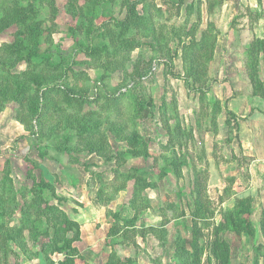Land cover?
I'll use <instances>...</instances> for the list:
<instances>
[{"label": "rangeland", "instance_id": "1", "mask_svg": "<svg viewBox=\"0 0 264 264\" xmlns=\"http://www.w3.org/2000/svg\"><path fill=\"white\" fill-rule=\"evenodd\" d=\"M124 1L135 0H115L114 4L94 6V24L100 28L93 35L87 37L88 34L80 33L79 37L83 42L90 39L91 45L100 51L109 44L103 34L123 40L130 38L139 48L131 52L127 68L121 66L104 81V68L100 65L106 62L105 57L95 63L99 67L81 63L80 66L90 77L91 95L95 91L106 92L102 85L107 84L109 90H118L115 94L119 96L126 85L136 82L133 64L138 61L140 71L150 72L138 87L120 96L129 122L137 99H152L153 106L147 104L151 110L149 115L133 116L134 122L129 123L130 133L145 142L150 155L139 159L129 156L126 165L120 168L116 159L105 162L88 150L78 151L79 143L69 124L64 123L56 133L61 137L59 145L56 135L49 140L32 141L30 133L16 118L19 104L10 103L0 112V181L5 176L4 164L9 160L7 170H11L17 190L28 188L27 199L33 200L27 217L37 219L40 224L37 232L27 229L24 234L34 256H23L14 242L9 243L12 250L10 254L8 249L9 264H43L42 256L31 262L42 249L47 250L49 264L70 261L73 264H223L222 258L227 255L230 264H255L257 258L259 264H264V257L258 251L264 246V151L261 149L264 97L255 92L246 55L251 45L259 38L264 39V19L255 18V13H263L264 4L260 6L258 0H224L214 14H209L207 0H148L152 8H162V14L152 16V25L148 20L140 22L132 17L131 27L122 30L110 21L125 20ZM91 3L92 0H0V29L2 18L10 23V27L0 31V58L10 59L8 66L0 65V81L1 76L8 74L15 81L16 75L27 70L26 63L1 50L14 41L18 29L10 19L28 18L30 25L46 20L47 27L53 26L49 34L40 37L38 51H44L43 57L59 63L61 52L69 54L75 48V35L70 32V26L78 21L79 9L91 8ZM137 8L142 16L143 5ZM188 20L190 26L186 24ZM195 24L200 30L194 37V52L198 53L203 45L201 35L210 24L215 25L213 32L218 33V39L212 60L206 63L200 60V66L194 71L196 79L191 77L187 81L184 80L189 65L186 48L191 41L181 35ZM171 30L180 32L179 39L174 38ZM151 31L161 41L148 38ZM120 52L123 62L117 61L119 64L112 68L123 65L127 56L124 45ZM104 55L101 51V56ZM263 55L260 54L263 70L260 79L264 83ZM75 59L90 61L91 57L82 54ZM189 60L192 64L193 60ZM132 102L135 103L130 106ZM90 110L85 107L86 112ZM229 112L233 113L230 124L227 123ZM60 120L61 117L57 123ZM235 124L239 125L238 129ZM48 128L46 132L51 126ZM106 135L114 156L122 147L127 148L126 143L117 142L112 134ZM30 171L37 178L34 175L35 178H27ZM130 176L126 189L112 197L114 187ZM42 178L54 184L58 195L43 192V200L36 203L35 191ZM9 195L6 194V208L13 213L5 219L0 217V223L9 222L17 229L21 199ZM240 200H249L252 207L248 234L237 229L235 219L231 218L236 215L235 206ZM46 202L57 208L54 215L61 212L70 222L80 224V238L73 243L76 257L71 251L66 258L53 253L55 246L58 250L70 248L63 242L44 248L51 239L65 237L61 227L50 230L48 237L43 235L48 224L40 205ZM54 221L60 222L57 218ZM68 236L71 239L73 235ZM187 240L189 243L185 245L183 242ZM179 246L186 253L179 249L177 257Z\"/></svg>", "mask_w": 264, "mask_h": 264}, {"label": "trees", "instance_id": "2", "mask_svg": "<svg viewBox=\"0 0 264 264\" xmlns=\"http://www.w3.org/2000/svg\"><path fill=\"white\" fill-rule=\"evenodd\" d=\"M224 0H207V11L209 14H214L216 9L222 6ZM260 6L264 4V0H258ZM101 4L111 3L114 4L115 0H92L91 8L81 7L79 9V13L77 14V22L75 25L70 26V32L75 35L74 44L75 48L69 54L66 52H61L59 63H56L53 58L48 56L43 57L41 55L44 51H38V47H41L40 37L49 34L52 29L51 26H48V23L37 22L31 23L30 25L28 18H20L12 21L9 20L11 24H17L18 29L14 34V41L10 44H5L1 47L5 53L10 56H16L17 60L22 61L27 64V70L21 72L20 74L15 76V81L10 78V74L7 76L3 75L2 81H0V112L4 111L6 107L13 102L19 104V108L17 110V120L25 127L26 131L30 133V139L32 141L36 138L41 141L49 140L52 137H57V144L60 142L61 137L57 135V131L69 124V129L72 131V135L76 137L78 151L88 150V153L91 155H96L99 158L105 160V162H110L112 159H116L115 163L118 167H123L126 165L128 157L131 156L135 159H139L142 156L150 155L147 151L146 144L143 142L140 137L135 133H130L131 123L135 117L144 118L147 117L150 113V109L147 107L153 106L152 99L149 101L146 98L137 99V102H132L130 106L135 103L132 109H134V114L132 116V121L129 122V118H127V113L124 112L123 108V99L120 98L125 91H129V89L134 90L138 87L139 84L142 83L143 80H146V77L150 74V72L144 73L139 70L140 62H136L133 64L134 72L136 75V82L133 84L126 85L120 92L119 96L115 93L118 90H109V85H102L106 92H96L92 93V88L90 87L89 81L90 77L83 70L81 64L91 65L92 67H99L96 65V62H99L100 59L105 57L104 64V73L102 79L105 81L114 73H116L119 69L127 68L128 62L131 60V52L139 48L138 44H135L133 40H123L121 37H111L112 35L103 34V36L107 37L109 40V44H106L101 51L105 54L101 56V51L99 47H94L91 45L90 39H86L83 42L79 34L83 33V35L90 36L93 35L95 31H97L100 26L98 24H94L95 16L93 14V7L99 6ZM142 4L144 7L143 15L138 11V5ZM126 7V15L125 20L122 22H115L116 27H120L122 30L129 29V20L132 17H135V20H148V23L152 25V16L157 13H161L164 11L162 8H152V4L148 2V0H135V1H124L122 4V8ZM123 10H121L122 12ZM262 14L256 15V20L263 18L264 19V10ZM93 14V17H91ZM193 16V14H189ZM189 19V16H188ZM2 27L0 31L10 27V23L6 22L5 17L1 19ZM51 22V21H50ZM189 20L187 21V25L190 26ZM38 24V25H37ZM185 24V25H186ZM213 24L209 25V29L207 31H203L201 35V48H198V53L194 52L192 49L196 46L195 36L196 33L200 30L199 25H192L190 28L187 27V32L181 35V38L187 36L190 39L191 43L186 48L187 52V73L186 78L184 80H189L191 77L196 79L195 70L196 67L200 66V60H204L205 63L211 61L214 55V48L217 44L218 33L215 34ZM51 27V28H50ZM75 27V28H74ZM125 27V28H123ZM171 33L174 34L175 39H179L180 32L175 30H171ZM123 34H121L122 36ZM148 38H152L155 41H161L160 39H156L154 32H149L147 35ZM113 50L111 49V46ZM124 45L127 49V56L124 59L123 65L120 64V67L112 68V65L119 64L117 61H122V53L120 52V48ZM76 49V50H75ZM202 51H206L202 54ZM86 53V54H84ZM264 54V39H258L250 48L247 50V68L249 71V77L251 79L252 84L255 87V92L261 94L264 97V83L261 78L262 69H261V59L260 54ZM86 55L90 56L91 60L87 59L79 62L75 59L78 55ZM120 57L121 59H117ZM192 59L193 62L191 64L189 59ZM40 61L37 63V61ZM130 60V61H129ZM127 61V62H126ZM199 62V63H197ZM264 62V55H263ZM81 63V64H80ZM197 63V64H196ZM10 64V59L7 58L4 60L1 56L0 65L8 66ZM59 72V74H58ZM33 84L36 86L34 89ZM95 88V87H94ZM119 89V88H118ZM104 90V89H103ZM120 90V89H119ZM131 91V90H130ZM106 101H102V99ZM140 100V101H138ZM85 107L87 109H91L86 112ZM69 109H72L69 112ZM220 109V108H219ZM229 119L227 123H232L230 116H233L232 112H229ZM61 117V120L57 123L58 119ZM68 120L71 121L68 123ZM51 121H54L55 124H51ZM75 122V123H74ZM134 122V121H133ZM51 126V130L46 132V129ZM133 126V125H132ZM237 129L239 128L238 124L234 125ZM104 127V129H102ZM49 129V128H48ZM106 133L112 134L117 142L126 143L127 148L122 147L120 151L115 152L116 156H114V152L110 149L108 144V135ZM71 137V136H70ZM66 140L69 138L67 136ZM60 144V143H59ZM58 144V145H59ZM57 145V146H58ZM108 145V147H106ZM60 147V146H58ZM61 148V147H60ZM59 148V149H60ZM131 149V152H127ZM45 156V153L42 154ZM131 159V158H129ZM11 162L7 160L4 164L3 175L4 179L0 181V217L8 218L12 215L13 211L6 208V194H10L9 196H14L17 198L18 196L21 199V220L20 225L16 229L11 227L10 223L3 221L0 223V264H9V251L12 253L11 244L14 242L15 245L20 249V252L25 257H32L33 249L29 245V241L25 237V231L28 229L33 232H37V219L31 220L27 217L31 211L28 210V207H33V200L29 202L27 199V195L29 193L28 188H22L17 190L15 186V182L12 177V172L10 173L8 168L10 169ZM38 166V165H37ZM12 169V166H11ZM119 172L117 171V174ZM33 174L27 172V178L31 177ZM35 176V175H34ZM33 177V176H32ZM36 177V176H35ZM33 177V178H35ZM37 178V177H36ZM132 178L127 177L126 180L123 181L121 185H116L114 187L113 196L115 197L117 193L126 189L127 180ZM38 180V179H37ZM139 187V186H138ZM38 191L35 193L38 195V199L35 200L36 203L43 200L42 194L43 192L50 191L52 196L57 194L56 187L54 184L50 183L48 180L42 178L38 184ZM104 191V190H99ZM101 201V200H100ZM40 208L42 210V217L47 221V229L43 233L45 237H48L50 230L61 227V229L65 232V237L58 238L56 237L54 240L46 242V245L50 244H58L59 242H63L65 245H69V249L58 250L55 246L53 249V253L56 252L58 254H62L65 258L68 256L67 252H75V256H77V251L73 247V243L78 241L81 235V226L77 222H70V219L66 217L61 212H57L54 215V211L57 209L55 206L49 204L48 202L41 204ZM45 208V209H43ZM138 211V210H137ZM236 215H232V220L235 219V227L245 234L250 232V217L252 215V207L250 205L249 200H240L237 201V205L235 206ZM118 217V216H117ZM55 218L60 220V222H55ZM46 224V225H47ZM63 226V227H62ZM75 228H77V232L75 233ZM264 229V226H263ZM155 233L154 230H151ZM73 235L71 239L68 235ZM41 238V236H40ZM69 238V239H68ZM11 243V244H9ZM177 245L180 244V241L177 239ZM185 245H188V240L183 242ZM9 249V251H8ZM179 249L184 250L183 253H186L184 247H178L176 249L178 257ZM181 250V251H182ZM259 256L264 257V246L258 248ZM42 253H39L37 258H32L31 262L39 259L42 256V263L49 264V256L47 254L46 249H42ZM181 256V255H180ZM179 256V257H180ZM223 264H230L228 255L222 258ZM53 261L51 260V263ZM54 263V262H53ZM258 258L255 264H259ZM58 264V263H57ZM63 264H73L71 261L69 263Z\"/></svg>", "mask_w": 264, "mask_h": 264}, {"label": "crops", "instance_id": "3", "mask_svg": "<svg viewBox=\"0 0 264 264\" xmlns=\"http://www.w3.org/2000/svg\"><path fill=\"white\" fill-rule=\"evenodd\" d=\"M246 149H253V151H257V149L255 150L254 148H250V147H246ZM261 149H262V151H264V146L262 145L261 146ZM259 151H260V147H259ZM258 156V158H261V157H259L260 155H257Z\"/></svg>", "mask_w": 264, "mask_h": 264}]
</instances>
